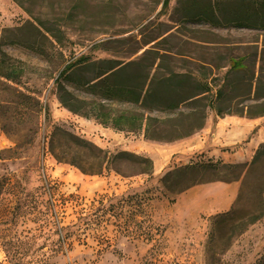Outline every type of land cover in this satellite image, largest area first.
<instances>
[{"label": "rangeland", "instance_id": "1", "mask_svg": "<svg viewBox=\"0 0 264 264\" xmlns=\"http://www.w3.org/2000/svg\"><path fill=\"white\" fill-rule=\"evenodd\" d=\"M163 1L0 0V50L24 70L17 84L0 79V264H255L263 255L264 158L252 164L259 146L244 150L248 139L220 145L212 134L217 119L264 128V116L219 118L207 110L203 128L191 135H201L199 146L185 151L180 146L191 136L145 141L72 115L56 99L54 81L71 59L133 60L154 49L190 57L187 65L176 59L175 72L205 74L211 92L224 84L232 97L224 110L261 102L254 97L257 89L264 95V32L184 21L182 0H168L166 9ZM228 57L243 67L223 83ZM194 59L208 65L200 70ZM56 128L106 153L109 169L90 175L58 162L53 154L67 150L51 151ZM119 152L148 158L150 173L111 160ZM67 154L86 169L94 164L86 153ZM67 232L80 236L59 237ZM115 232H153L155 241Z\"/></svg>", "mask_w": 264, "mask_h": 264}, {"label": "trees", "instance_id": "2", "mask_svg": "<svg viewBox=\"0 0 264 264\" xmlns=\"http://www.w3.org/2000/svg\"><path fill=\"white\" fill-rule=\"evenodd\" d=\"M180 16L184 21H196L212 28H236L264 32V0H182ZM168 0H164L162 8L166 9ZM198 43V47H207ZM102 44L94 46L101 48ZM215 47H221L215 44ZM178 57V58H177ZM176 59L187 65L191 58L185 55L160 53L154 49L143 51L131 60L129 56L121 59L91 60L87 56L71 59L64 66L54 81L55 96L62 108L72 115L93 120L103 128L119 133L139 134L143 140L150 142L171 143L191 136L201 130L206 120V111L211 110L216 117L243 114L249 119L264 116V95L255 91L254 101L261 102L231 112L220 107L230 102L224 84L211 92L206 75H192L190 72H175ZM224 59V58H222ZM203 69L208 64L195 60ZM184 67V66H180ZM241 59L228 57V69L223 75V83L231 73L242 68ZM24 73L21 63L13 60L0 50V79L17 84ZM65 83L82 89L87 98H78L68 91ZM28 98L27 96H24ZM117 104L126 105L125 109H117ZM227 111V112H225ZM156 113L159 116H152ZM60 134L61 139L56 140ZM55 139V140H54ZM51 151L64 146L66 152L53 154L58 162L76 165L82 172L90 175H101L109 169L106 153L93 147L86 141L56 128L51 138ZM94 150L95 153H90ZM75 154L83 152L94 161L90 168L74 164L73 157L67 158V152ZM89 152V153H88ZM54 153V152H53ZM264 158V143L255 151L252 164ZM115 162L134 163L143 167L140 173L149 174L151 161L127 152H119L112 157ZM94 169V170H92ZM190 168L176 170L186 173ZM116 171V170H115ZM118 171V170H117ZM168 176V175H167ZM166 178V177H165ZM1 190V184H0ZM1 192V191H0ZM59 234L60 238L77 236L79 232ZM120 236L153 242V232H115ZM211 233L207 245L214 247V235ZM151 249L150 259L155 258ZM255 264H264V253Z\"/></svg>", "mask_w": 264, "mask_h": 264}, {"label": "crops", "instance_id": "3", "mask_svg": "<svg viewBox=\"0 0 264 264\" xmlns=\"http://www.w3.org/2000/svg\"><path fill=\"white\" fill-rule=\"evenodd\" d=\"M99 128L102 131L107 130L100 126ZM206 128L205 125L204 130H206ZM212 136L220 145H235L238 142L246 141L248 139L249 143L245 144L246 148L244 150L253 152V150H255L261 143H264V128L260 123L253 121L233 122V125H231L230 120L217 119L213 128ZM197 137L200 138L201 135H193L189 137L180 147L185 151H193L199 146L197 143ZM1 138L5 141L3 136L0 135V139Z\"/></svg>", "mask_w": 264, "mask_h": 264}]
</instances>
